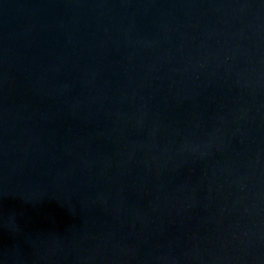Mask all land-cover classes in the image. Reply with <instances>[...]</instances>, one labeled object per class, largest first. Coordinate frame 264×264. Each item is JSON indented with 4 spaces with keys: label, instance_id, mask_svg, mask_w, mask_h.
<instances>
[{
    "label": "water",
    "instance_id": "1",
    "mask_svg": "<svg viewBox=\"0 0 264 264\" xmlns=\"http://www.w3.org/2000/svg\"><path fill=\"white\" fill-rule=\"evenodd\" d=\"M0 264H264V0H0Z\"/></svg>",
    "mask_w": 264,
    "mask_h": 264
}]
</instances>
